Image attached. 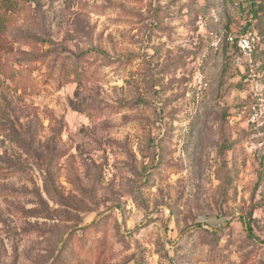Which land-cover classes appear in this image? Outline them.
I'll return each mask as SVG.
<instances>
[{
  "label": "rangeland",
  "instance_id": "1",
  "mask_svg": "<svg viewBox=\"0 0 264 264\" xmlns=\"http://www.w3.org/2000/svg\"><path fill=\"white\" fill-rule=\"evenodd\" d=\"M253 1L0 0V264H264Z\"/></svg>",
  "mask_w": 264,
  "mask_h": 264
},
{
  "label": "built area",
  "instance_id": "2",
  "mask_svg": "<svg viewBox=\"0 0 264 264\" xmlns=\"http://www.w3.org/2000/svg\"><path fill=\"white\" fill-rule=\"evenodd\" d=\"M212 47H217L221 38L217 34H212ZM231 43L235 44L237 52L233 54V62L243 70V77L247 80L253 76L255 68V55L259 50L260 37L254 28L246 29L236 37L230 38ZM203 65V58L199 60L198 66ZM193 84L197 95L203 96L204 92L209 88V82L205 78L200 69L193 72Z\"/></svg>",
  "mask_w": 264,
  "mask_h": 264
},
{
  "label": "trees",
  "instance_id": "3",
  "mask_svg": "<svg viewBox=\"0 0 264 264\" xmlns=\"http://www.w3.org/2000/svg\"><path fill=\"white\" fill-rule=\"evenodd\" d=\"M251 12L255 18H257L261 23H263L264 22V0H262L260 2L253 1L251 3ZM1 23H3V21H2L1 15H0V24ZM230 46L233 50L231 53V56H233V54H235L237 52V48H236L235 44H231ZM245 223L247 225V229L250 232H253L250 222H245Z\"/></svg>",
  "mask_w": 264,
  "mask_h": 264
}]
</instances>
